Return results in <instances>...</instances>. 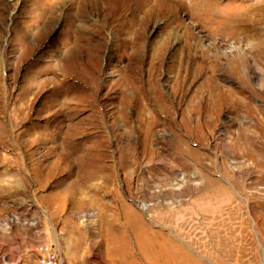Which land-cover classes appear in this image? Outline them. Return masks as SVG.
I'll list each match as a JSON object with an SVG mask.
<instances>
[{
  "label": "rangeland",
  "instance_id": "rangeland-1",
  "mask_svg": "<svg viewBox=\"0 0 264 264\" xmlns=\"http://www.w3.org/2000/svg\"><path fill=\"white\" fill-rule=\"evenodd\" d=\"M141 227L264 264V0H0V264H148Z\"/></svg>",
  "mask_w": 264,
  "mask_h": 264
},
{
  "label": "bare ground",
  "instance_id": "bare-ground-1",
  "mask_svg": "<svg viewBox=\"0 0 264 264\" xmlns=\"http://www.w3.org/2000/svg\"><path fill=\"white\" fill-rule=\"evenodd\" d=\"M141 230L140 253L148 264H198L185 249L172 245L167 235H152L145 228ZM143 235H147L148 239H144Z\"/></svg>",
  "mask_w": 264,
  "mask_h": 264
},
{
  "label": "built area",
  "instance_id": "built-area-1",
  "mask_svg": "<svg viewBox=\"0 0 264 264\" xmlns=\"http://www.w3.org/2000/svg\"><path fill=\"white\" fill-rule=\"evenodd\" d=\"M37 264H63L60 251L53 245H41L36 251Z\"/></svg>",
  "mask_w": 264,
  "mask_h": 264
}]
</instances>
